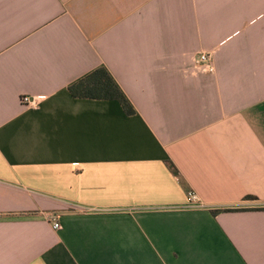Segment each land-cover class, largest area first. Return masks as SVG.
I'll return each instance as SVG.
<instances>
[{"label":"crops","instance_id":"crops-1","mask_svg":"<svg viewBox=\"0 0 264 264\" xmlns=\"http://www.w3.org/2000/svg\"><path fill=\"white\" fill-rule=\"evenodd\" d=\"M0 264H264V0H0Z\"/></svg>","mask_w":264,"mask_h":264},{"label":"trees","instance_id":"trees-1","mask_svg":"<svg viewBox=\"0 0 264 264\" xmlns=\"http://www.w3.org/2000/svg\"><path fill=\"white\" fill-rule=\"evenodd\" d=\"M69 92L77 99L117 100L122 104L127 114H134L133 107L105 68H99L77 81L69 87ZM169 169L174 175H179L173 163H169Z\"/></svg>","mask_w":264,"mask_h":264},{"label":"built area","instance_id":"built-area-1","mask_svg":"<svg viewBox=\"0 0 264 264\" xmlns=\"http://www.w3.org/2000/svg\"><path fill=\"white\" fill-rule=\"evenodd\" d=\"M197 67H199L202 71L207 72V73H213L215 68L213 66V61H212V57L210 54L208 53H202L199 55V57L197 58ZM43 100V97H23L22 102L25 106H29V107H37L40 102ZM188 201L190 203V205H192L193 207H196L197 205H200V199L198 197V195L193 192L190 191L188 193ZM49 221H51V223L53 224V228L55 230H60L61 229V225L59 224V222H57V216L50 214L48 216Z\"/></svg>","mask_w":264,"mask_h":264}]
</instances>
